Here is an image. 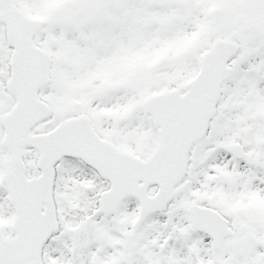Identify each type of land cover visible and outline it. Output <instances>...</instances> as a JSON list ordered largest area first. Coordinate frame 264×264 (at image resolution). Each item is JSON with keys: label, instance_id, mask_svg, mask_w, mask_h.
<instances>
[{"label": "snow or ice", "instance_id": "6c2138e0", "mask_svg": "<svg viewBox=\"0 0 264 264\" xmlns=\"http://www.w3.org/2000/svg\"><path fill=\"white\" fill-rule=\"evenodd\" d=\"M0 264H264V0H0Z\"/></svg>", "mask_w": 264, "mask_h": 264}]
</instances>
